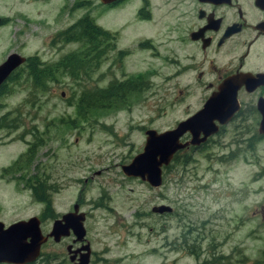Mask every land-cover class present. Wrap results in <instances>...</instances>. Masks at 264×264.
I'll return each instance as SVG.
<instances>
[{"label": "rangeland", "instance_id": "1", "mask_svg": "<svg viewBox=\"0 0 264 264\" xmlns=\"http://www.w3.org/2000/svg\"><path fill=\"white\" fill-rule=\"evenodd\" d=\"M138 4L130 0L111 8L98 0H0V63L11 52L55 61L76 44L52 41L54 35L87 14L116 38L91 83L100 87L139 76L146 83L124 106L81 117L75 109L80 85L63 76L47 83L45 92L31 91L21 69L13 70L14 81L5 80L0 93V221L8 225L40 211L42 202L32 198L27 184L38 181L54 214L71 210L76 200L87 212L83 226L95 264H198L212 261L211 256L252 263L264 250V136L245 148L229 145L228 134H221L216 145L175 158L159 187L121 172L120 165L141 150L145 128L161 131L183 116V104L171 105L174 93L162 88L175 68L161 62L166 42L172 46L168 27L175 19L165 14L162 0H150V17L140 21ZM142 40L155 50L138 49ZM186 102L193 106L196 98ZM222 142L226 148L217 145ZM28 146H34L29 160L26 155L17 171H2ZM160 203L171 212H151ZM49 227L45 222L42 229ZM70 238L47 242L31 264H71L65 252ZM184 245L186 250L198 245L200 256L189 255Z\"/></svg>", "mask_w": 264, "mask_h": 264}, {"label": "flooded vegetation", "instance_id": "2", "mask_svg": "<svg viewBox=\"0 0 264 264\" xmlns=\"http://www.w3.org/2000/svg\"><path fill=\"white\" fill-rule=\"evenodd\" d=\"M128 1L130 0H115L101 4L115 8ZM149 2L150 0H139L135 14L140 21L150 17ZM162 7L168 17L175 19L168 27L174 33L172 46L166 42L169 54L161 59V62L174 65L175 68L163 78V93H174L171 105L183 104V116L174 120L166 129L173 128L178 122L203 109L210 98L216 97V103L223 109V115L212 114L207 119L208 130L215 128L214 132L204 136L199 130L197 138L204 139L196 144L185 145L171 159L183 156L187 158L197 150L216 145V138L221 134H228L229 145L253 147L264 136V132L258 131L262 119L259 103L264 107V77L258 76L264 73V0H162ZM145 43L148 45L145 46ZM137 47L146 50L154 49L155 45L142 40ZM117 51L123 55L122 50ZM156 52L159 54V51ZM116 57L120 59L122 56L116 54ZM141 88L143 90L145 87ZM192 96L196 98V102L190 106L186 100ZM27 133L32 134L33 131ZM191 137L189 132H184L179 141L187 142ZM225 144L226 142H222L217 145L226 148ZM165 167H162L161 176ZM40 191L44 193V190ZM41 204L42 208L33 216L38 219L42 235L50 230L54 220L71 212L73 204L77 205L75 214L82 213V226L88 217L86 211L80 210L78 200L71 205V210L60 215L54 214L51 200ZM45 222H50L48 230L42 229ZM83 229L84 235L80 240L69 233L70 243L66 244L65 252L68 261L73 257V261H69L71 264L84 253L81 250L84 245L88 246V264H95L94 254L85 238L84 226ZM69 235L60 237L58 241L46 238L39 246L38 257L31 263L38 261L44 244L49 241L60 243L61 239Z\"/></svg>", "mask_w": 264, "mask_h": 264}, {"label": "water", "instance_id": "3", "mask_svg": "<svg viewBox=\"0 0 264 264\" xmlns=\"http://www.w3.org/2000/svg\"><path fill=\"white\" fill-rule=\"evenodd\" d=\"M100 3H109L115 0H98ZM25 57L11 52L0 63V86L9 74L24 63ZM264 77V73L258 75ZM62 95V93H61ZM216 97L207 100L203 109L191 117L178 122L173 128L156 131L149 128L143 131L144 142L141 150L134 154L126 164H121L120 169L126 177L138 178L150 187H159L162 182V167L167 166L173 154L187 144H196L204 138H197L198 131L203 135L214 132L215 128L208 130L207 119L211 115H223L222 106L216 103ZM262 119L259 124V132H264V107L259 103ZM219 108V109H218ZM218 109V110H217ZM211 111H214L211 113ZM184 132H189L191 138L187 142L179 141ZM77 205L73 204L71 212L64 213L54 220L50 230L42 235L39 229L37 217L31 216L25 220H17L8 225L0 221V264H27L33 262L39 254V246L46 238L58 241L60 237L71 232L76 239H82L84 229L82 226V213L75 214ZM151 212L156 214L170 213L171 207L166 204H156L151 207ZM84 252L79 255L73 264H88V246L81 247ZM73 261V257L69 258Z\"/></svg>", "mask_w": 264, "mask_h": 264}, {"label": "trees", "instance_id": "4", "mask_svg": "<svg viewBox=\"0 0 264 264\" xmlns=\"http://www.w3.org/2000/svg\"><path fill=\"white\" fill-rule=\"evenodd\" d=\"M53 39L52 41L56 40L63 44L74 43L76 48L62 54L51 63L41 62L36 57H27L24 63L16 69L17 71L21 69L19 74L27 77V81L24 80V82L29 83L28 86L31 91L45 92L47 83L63 76L71 80L72 83L80 85L81 89L75 100V109L78 116L84 117L88 112L95 109L120 108L127 103L133 93L139 92L142 89L141 87H145L146 83L143 81L142 76L136 78L126 77L118 80L111 79L100 87L91 83L90 75L103 63L101 62L102 58L114 49V34L96 25L89 15L85 14L79 17L65 29L57 32ZM116 54L122 56V52L117 51ZM14 72H11L6 80H13ZM4 84L0 86V93L5 90ZM13 119L9 121L11 122ZM31 149L34 151V146H29L22 155L2 171L9 168H14L17 171L24 156L27 155L29 160L32 154ZM175 158L171 159L168 165ZM165 168L168 170L169 166ZM27 184L31 190L32 198L44 203L50 202L47 198L48 195L40 191L42 188L40 182H36L37 186H34L32 181L27 182ZM181 247L195 259L200 256L198 245L192 246L191 250L188 247L186 250L185 245ZM211 258L212 261L209 259L198 264H236L230 259L222 257L213 258L211 256ZM241 264H264V250L260 253L259 258L252 261V263H247V259L242 258Z\"/></svg>", "mask_w": 264, "mask_h": 264}]
</instances>
